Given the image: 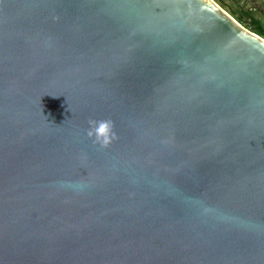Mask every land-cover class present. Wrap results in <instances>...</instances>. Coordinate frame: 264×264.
<instances>
[{
	"label": "water",
	"instance_id": "95a60500",
	"mask_svg": "<svg viewBox=\"0 0 264 264\" xmlns=\"http://www.w3.org/2000/svg\"><path fill=\"white\" fill-rule=\"evenodd\" d=\"M0 264H264V38L215 0H0Z\"/></svg>",
	"mask_w": 264,
	"mask_h": 264
},
{
	"label": "trees",
	"instance_id": "16d2710c",
	"mask_svg": "<svg viewBox=\"0 0 264 264\" xmlns=\"http://www.w3.org/2000/svg\"><path fill=\"white\" fill-rule=\"evenodd\" d=\"M224 10H226L233 18H235L241 25L250 30L251 32L257 34L258 36L264 38V26L261 21L255 18L253 11H245L240 9H235L233 6L226 4V0H215ZM234 3H238L240 0H232ZM250 2L251 0H246ZM263 1V0H262ZM264 16L263 9H254Z\"/></svg>",
	"mask_w": 264,
	"mask_h": 264
},
{
	"label": "clouds",
	"instance_id": "9594fccd",
	"mask_svg": "<svg viewBox=\"0 0 264 264\" xmlns=\"http://www.w3.org/2000/svg\"><path fill=\"white\" fill-rule=\"evenodd\" d=\"M88 135L95 137L98 142L106 143V137L111 133V122L106 120L90 121Z\"/></svg>",
	"mask_w": 264,
	"mask_h": 264
},
{
	"label": "rangeland",
	"instance_id": "374dc122",
	"mask_svg": "<svg viewBox=\"0 0 264 264\" xmlns=\"http://www.w3.org/2000/svg\"><path fill=\"white\" fill-rule=\"evenodd\" d=\"M226 4L229 6H233L235 9L245 10V11H253L255 18L261 21L264 26V16L259 12H256L254 9H263L264 10V0H251L247 2L246 0H240L238 3H234L232 0H226Z\"/></svg>",
	"mask_w": 264,
	"mask_h": 264
}]
</instances>
